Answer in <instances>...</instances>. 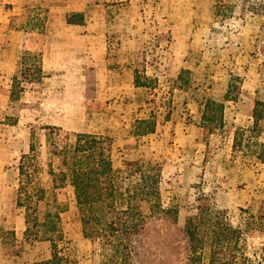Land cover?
<instances>
[{
    "label": "rangeland",
    "instance_id": "obj_1",
    "mask_svg": "<svg viewBox=\"0 0 264 264\" xmlns=\"http://www.w3.org/2000/svg\"><path fill=\"white\" fill-rule=\"evenodd\" d=\"M250 1L257 4V11L251 10L256 16L234 14L233 4L227 5L218 13L222 23L202 45L186 46V40L168 32L160 49L144 47L149 60L137 64L136 77L146 87H132L125 102H116L107 88L99 87L96 76H88L83 87L70 79L61 93L48 94L41 82L18 84L19 97L2 109L9 125L0 134L6 140L0 142V264H44L52 256L50 242L35 238L32 231L25 234V209L17 206V167L24 154L25 169L36 172L33 189L45 190L44 195L37 192L40 217L60 215L65 234L59 251L72 264H185V222L196 212L201 195L227 210L232 224L245 226L264 200V159H257L264 144V0ZM0 47L14 55V0H0ZM155 54L163 60L155 61ZM186 54L189 59L181 64L164 61L165 56ZM37 64L29 56L20 66L19 82H26L22 72L36 76ZM210 101L215 113L204 120ZM150 126L154 131L145 133ZM75 133L112 140L114 176L123 193L126 188L143 190L129 162L160 165L162 209H148L141 202L144 195H137L134 202L149 224L134 241L130 258L101 238L84 236L73 188L68 179L60 183L62 157L53 153V144L73 145ZM262 243L260 232H245L248 255Z\"/></svg>",
    "mask_w": 264,
    "mask_h": 264
},
{
    "label": "crops",
    "instance_id": "obj_2",
    "mask_svg": "<svg viewBox=\"0 0 264 264\" xmlns=\"http://www.w3.org/2000/svg\"><path fill=\"white\" fill-rule=\"evenodd\" d=\"M231 4L234 14L256 16L251 10L257 11V4L250 0H14V55L0 47V134L9 125L2 109L19 97L18 74L29 56L40 58V82L48 94L63 92L70 79L83 87L88 76H96L99 87L107 88L116 102H125L132 87H146L134 83L140 73L137 64L149 60L144 47L160 49L168 32L186 40V46L202 45L222 23L219 11ZM151 57L163 60L157 54ZM166 59L181 64L189 56ZM25 80L21 85L36 82L30 75ZM5 141L0 135V142ZM3 250L1 246L0 256Z\"/></svg>",
    "mask_w": 264,
    "mask_h": 264
},
{
    "label": "trees",
    "instance_id": "obj_3",
    "mask_svg": "<svg viewBox=\"0 0 264 264\" xmlns=\"http://www.w3.org/2000/svg\"><path fill=\"white\" fill-rule=\"evenodd\" d=\"M34 61L38 64L34 74L36 76L32 79L40 82L41 61L37 56H34ZM21 74L24 79L27 77L23 72ZM135 84L146 86L144 82H139L137 77ZM11 95L14 97L13 90ZM213 105L211 101L207 103L202 115L204 120L215 113L212 111ZM219 107L222 110L221 104ZM204 129L211 131L213 128L204 125ZM153 131L154 127L150 126L145 133ZM74 135L73 145L65 144L59 147L53 144V153L62 157L60 183L63 185L65 179H68L73 188L77 207L76 219H80L86 238H101L103 244L113 245L115 252L122 250L127 258H130L134 241L144 234L149 224L141 217L144 210H138L134 202L137 195H144L141 202L145 203L148 209H162L160 165L143 160L129 162L128 166L135 168L136 173H139V186H142L143 190L138 193L136 189L139 187L133 190L126 188L123 193L114 176L112 140L108 136L92 133ZM261 146L263 152L257 159L263 161L264 144ZM237 147L235 141L234 148ZM34 150V144L30 143V151ZM26 159L27 154H24L18 166L21 180L17 193V206L25 209V234L32 231L35 238L41 237L50 242L52 256L44 264H72L70 259L59 251L65 234L60 215H52L50 212L44 218L40 217L37 192L41 191L44 195L45 190L33 189L36 172L25 169ZM246 231H258L263 235L262 247L251 256L245 251ZM184 232L189 243L185 264H200L203 261L205 264H264V200L261 201L256 214L248 215L245 226L242 227L232 224L227 210L217 208L208 197L201 195L196 212L185 222Z\"/></svg>",
    "mask_w": 264,
    "mask_h": 264
}]
</instances>
